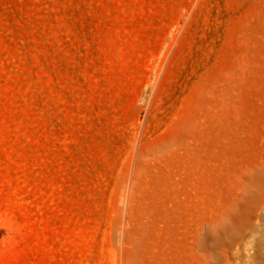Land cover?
Returning <instances> with one entry per match:
<instances>
[{"label":"rangeland","instance_id":"obj_1","mask_svg":"<svg viewBox=\"0 0 264 264\" xmlns=\"http://www.w3.org/2000/svg\"><path fill=\"white\" fill-rule=\"evenodd\" d=\"M0 264H264V0H0Z\"/></svg>","mask_w":264,"mask_h":264}]
</instances>
